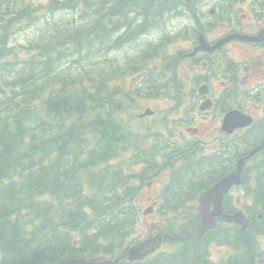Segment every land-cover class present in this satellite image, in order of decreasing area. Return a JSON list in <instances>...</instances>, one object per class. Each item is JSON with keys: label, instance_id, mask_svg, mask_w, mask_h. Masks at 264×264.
Instances as JSON below:
<instances>
[{"label": "trees", "instance_id": "trees-1", "mask_svg": "<svg viewBox=\"0 0 264 264\" xmlns=\"http://www.w3.org/2000/svg\"><path fill=\"white\" fill-rule=\"evenodd\" d=\"M207 1L218 9L208 17L212 25L170 34L175 19L202 20L210 13L204 0H0V264L119 256L118 264L264 259V152L243 175L249 229L231 226L223 234L218 226L201 237L198 199L235 161L228 169L198 140L163 137L192 120L201 84L195 76L189 100V76L178 70L185 53L171 55L170 45L195 40L240 2ZM255 6L260 14L262 6ZM21 32L26 37L19 42ZM147 33L160 34L158 42L135 51L130 43ZM150 100L171 106L140 118ZM252 134L242 133V152ZM250 174L257 175L256 186ZM145 189L157 203L150 224L144 223ZM153 232L168 236L167 248L130 263L125 249ZM212 244L232 254L215 261Z\"/></svg>", "mask_w": 264, "mask_h": 264}, {"label": "flooded vegetation", "instance_id": "flooded-vegetation-1", "mask_svg": "<svg viewBox=\"0 0 264 264\" xmlns=\"http://www.w3.org/2000/svg\"><path fill=\"white\" fill-rule=\"evenodd\" d=\"M254 4L262 6L259 10L264 9V0H240L234 5V12L225 17L217 23L212 29L207 30L203 35L214 45L218 40L225 38L229 34L238 33L239 35L258 36L264 33V13L257 14ZM218 10V9H217ZM217 10H212L211 15H214ZM209 13H206L201 19L192 20L187 23L188 28L195 26H202L203 29L212 25L208 19ZM223 28L227 29L222 36L215 37L216 31ZM197 41L189 38L186 43L189 49L183 51L185 53L184 59L178 66L181 75L189 74L186 80V87L188 99L190 100V90L192 89V80L196 76L201 78L200 86L197 88L195 103L196 117L193 119L194 124L199 127L185 126V121H180L177 126V131L167 136L171 143L183 142L182 136H185L186 130L194 129L186 135L190 140L193 138L198 141H203L205 146L206 155H217L223 157L228 164H222L225 168H230V163L235 161L234 171L237 163L242 159L241 154L244 153L246 157L250 152L257 150L251 157L246 160L244 172L247 171L249 166L253 165L254 158L264 152V38L259 41H251L245 39H234L214 51H201L195 55H191L192 51L199 45L198 36ZM156 40L153 43H157ZM173 46V45H172ZM174 48V47H173ZM172 53H175L174 51ZM190 71V72H189ZM138 79L140 77H137ZM141 80V79H140ZM196 81V79H195ZM137 81L134 85L143 88V85ZM206 87V93L201 94L199 89L202 86ZM182 88V87H181ZM184 88V87H183ZM226 99L229 105L225 107ZM210 101V106L207 110L200 112L199 107L203 102ZM248 105H254L257 108L258 116L254 117L252 126L244 129H236L233 132L223 131V121L225 116L232 110H243L245 113H250ZM183 118V117H181ZM180 118V119H181ZM200 122V123H199ZM199 123V124H198ZM253 132L252 140L250 141V149L248 151H241V135L246 131ZM188 132V131H187ZM197 141V140H196ZM226 155L237 156L239 158H226ZM221 165V167H222ZM231 171V172H232ZM243 172V175H244ZM228 175V174H227ZM225 175V176H227ZM242 175V183L234 186L230 193L225 197L227 199V210L224 207V212L229 215L233 214L236 209L240 210L242 207V199L244 194V176ZM248 182L251 186L257 185V175H248ZM250 198V197H249ZM254 200L249 199L250 203ZM260 219L263 218V213L258 215ZM225 232V228H221ZM264 264V259L260 260Z\"/></svg>", "mask_w": 264, "mask_h": 264}, {"label": "water", "instance_id": "water-1", "mask_svg": "<svg viewBox=\"0 0 264 264\" xmlns=\"http://www.w3.org/2000/svg\"><path fill=\"white\" fill-rule=\"evenodd\" d=\"M232 38L239 39H247L252 41H259L264 38V33L257 37H249V36H240L238 34H233L215 44L213 47L202 37H199V46L194 51L195 54L197 51H214L217 48H220L223 44L229 42ZM206 87L203 86L200 90L202 94H205ZM210 106V101L204 102L201 106V110H206ZM152 114V110L148 109L142 116ZM252 124V118L250 116H246L239 111H233L228 113L223 121V130L227 132H233L237 128H244ZM251 152L248 157H251L254 153ZM248 157L242 158L235 172L230 175L220 179L215 185L206 190L200 196V206L199 211L201 215V235H203L206 231L214 228L216 226V218L222 216L228 222H235L237 224L242 225L243 229H246L249 226V221L245 218L242 212H238L234 216H229L224 214L223 211V200L225 195L233 188L235 185L241 184V175L243 173L245 162ZM153 212V207L147 209L144 213L150 214ZM168 236H162L158 234L156 236L150 237L147 240L143 241L138 246H133L131 248L126 249V257L131 262L142 261L148 255L156 252L161 244L166 241ZM121 257H118L114 260L105 259L103 257H90V258H67L65 260H59L57 262L47 263V264H117L121 261Z\"/></svg>", "mask_w": 264, "mask_h": 264}, {"label": "rangeland", "instance_id": "rangeland-1", "mask_svg": "<svg viewBox=\"0 0 264 264\" xmlns=\"http://www.w3.org/2000/svg\"><path fill=\"white\" fill-rule=\"evenodd\" d=\"M207 5H212V4H209V3H208ZM211 8H212V7L209 8V6L207 7V9H211ZM184 24H185V23H184V20L180 19V20H177L174 24H171V25L173 26L174 29H179V28L182 27ZM226 30H227V29L220 28V29H218V31H216V34H214V36H215V37H220V36L223 35V33H224ZM159 36H160V34H156V33L153 34V33H152V34L147 35V36L144 37V38L139 39L137 42H135V43L133 44V45L137 46L136 49H135V51L138 50L139 48H141L142 46H145V45H146L147 43H149V42H151V43L155 42L156 40H158ZM25 37H26V35H25L23 32H21V34L18 35L17 39H18L19 42H22V41L25 40ZM135 46H134V47H135ZM131 48H133V47H127V50H128L129 52H132ZM174 48H175L174 51L177 50V49L188 50V49H189V45H188L186 42L181 41V42H177V44L174 46ZM129 54H131V53H129ZM189 72H190V71H189ZM163 106H164V104L161 105V103H156L155 101H153V102H151V103L149 104V107H151V108H154V107H163ZM248 110H249L250 114H252L254 117H257V116H258L257 108H256L254 105H248ZM199 123H200V122H199ZM199 123H198V124H199ZM196 126L199 127V125H196ZM187 131H188V130L185 131L186 134H190V133H188ZM160 182H161V181H157L155 184L157 185V184H159ZM159 185H160V184H159ZM142 193H143L144 199H145V200L147 201V203H148L149 199L152 197L153 191H152V190H149V189H145V191H143ZM148 206H149V204H148L145 208H147ZM153 220H154L153 218H152V219H151V218H145L144 223H145V224H148V223L150 224V223H152ZM163 248L166 249L167 246H165V247L163 246ZM219 249H220V248L213 247V248H212V252L215 253V254H217V255H219V252H220ZM222 250H225L226 253H227V251H228V249H222ZM222 254H223V253H222Z\"/></svg>", "mask_w": 264, "mask_h": 264}, {"label": "bare ground", "instance_id": "bare-ground-1", "mask_svg": "<svg viewBox=\"0 0 264 264\" xmlns=\"http://www.w3.org/2000/svg\"><path fill=\"white\" fill-rule=\"evenodd\" d=\"M149 34H150V33H147V34H145V35H142V36L138 37L137 40H133L130 44H134V43L137 42L139 39L144 38V37H146V36L149 35ZM133 39H134V38H133Z\"/></svg>", "mask_w": 264, "mask_h": 264}]
</instances>
